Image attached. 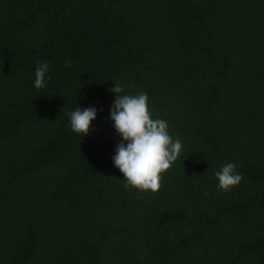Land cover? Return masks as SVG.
<instances>
[{
    "label": "trees",
    "instance_id": "1",
    "mask_svg": "<svg viewBox=\"0 0 264 264\" xmlns=\"http://www.w3.org/2000/svg\"><path fill=\"white\" fill-rule=\"evenodd\" d=\"M115 84L184 145L156 192L114 166ZM0 264H264V0H0Z\"/></svg>",
    "mask_w": 264,
    "mask_h": 264
},
{
    "label": "clouds",
    "instance_id": "2",
    "mask_svg": "<svg viewBox=\"0 0 264 264\" xmlns=\"http://www.w3.org/2000/svg\"><path fill=\"white\" fill-rule=\"evenodd\" d=\"M70 66L71 62L66 61L64 67ZM49 71L47 62H38L35 88L42 89L46 86V81L51 79L46 75ZM126 87L127 85L115 84L114 88L109 89L115 93L110 119L121 137L112 160L123 174L125 188L156 192L161 187L163 174L180 159L184 145L178 137L170 134L166 120L153 117L147 94H122ZM68 115L71 130L80 137L86 136L92 128L91 122L96 118L97 109L76 107ZM236 167L234 163H226L215 172L220 190L230 191L232 187L239 185L243 175L236 172Z\"/></svg>",
    "mask_w": 264,
    "mask_h": 264
}]
</instances>
